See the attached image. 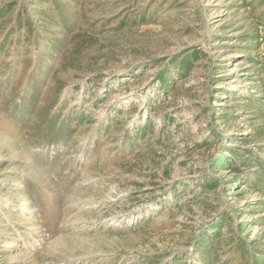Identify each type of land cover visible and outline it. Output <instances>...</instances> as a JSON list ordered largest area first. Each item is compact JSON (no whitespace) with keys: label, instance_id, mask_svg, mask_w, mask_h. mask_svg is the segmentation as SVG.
<instances>
[{"label":"rangeland","instance_id":"rangeland-1","mask_svg":"<svg viewBox=\"0 0 264 264\" xmlns=\"http://www.w3.org/2000/svg\"><path fill=\"white\" fill-rule=\"evenodd\" d=\"M0 264H264V0H0Z\"/></svg>","mask_w":264,"mask_h":264}]
</instances>
